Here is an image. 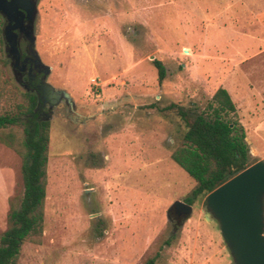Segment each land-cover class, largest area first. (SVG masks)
<instances>
[{"label":"rangeland","instance_id":"374dc122","mask_svg":"<svg viewBox=\"0 0 264 264\" xmlns=\"http://www.w3.org/2000/svg\"><path fill=\"white\" fill-rule=\"evenodd\" d=\"M5 24L0 14V114L26 119ZM35 36L47 80L73 104L47 119L42 232L16 264H235L206 195L187 218L169 215L196 185L171 159L187 124L169 105L192 119L227 88L251 160L264 159V0H38ZM9 127L20 144L23 122ZM23 188L22 157L0 140V236Z\"/></svg>","mask_w":264,"mask_h":264},{"label":"trees","instance_id":"16d2710c","mask_svg":"<svg viewBox=\"0 0 264 264\" xmlns=\"http://www.w3.org/2000/svg\"><path fill=\"white\" fill-rule=\"evenodd\" d=\"M154 64L162 81L167 74L166 66L158 59H154ZM27 94L26 119L0 114V140L20 153L24 186L19 204H11L8 227L0 236V264H16L24 241L42 232L44 220L50 122L35 113L38 96L32 92ZM169 107H177L187 124L183 144L171 152V159L196 181L185 197L186 202L193 204L199 196H205L232 174L255 162L251 160L246 128L238 118L236 103L227 88L219 87L207 107L192 119L181 106L172 103ZM21 122L25 136L17 144L15 131L9 126ZM174 237L166 239L165 244L170 245ZM157 255L145 264H155Z\"/></svg>","mask_w":264,"mask_h":264},{"label":"water","instance_id":"95a60500","mask_svg":"<svg viewBox=\"0 0 264 264\" xmlns=\"http://www.w3.org/2000/svg\"><path fill=\"white\" fill-rule=\"evenodd\" d=\"M0 14L6 18L3 36L11 57L19 61L21 56L19 30L29 39L36 65L50 72L51 67L34 48L38 0H0ZM42 86L45 93L52 91L50 97L71 98L69 92L55 88L45 79ZM203 204L207 215L219 222L235 264H264V159L232 174L206 194ZM172 207L184 218L193 211V205L182 200H175Z\"/></svg>","mask_w":264,"mask_h":264},{"label":"flooded vegetation","instance_id":"af4514ba","mask_svg":"<svg viewBox=\"0 0 264 264\" xmlns=\"http://www.w3.org/2000/svg\"><path fill=\"white\" fill-rule=\"evenodd\" d=\"M17 32H19L18 48L21 54L19 61H16L11 57L7 51L6 45V53L10 59L12 71L27 92L35 93L38 96L35 113L38 117L47 120L49 116L53 115L54 109L58 105L65 103L67 106H72L73 101L63 95L59 98L54 96L50 97L52 92L50 89L45 93L42 86V80L45 79L49 82L47 77L50 72L46 73L45 68L36 65L35 54L30 46L29 39L23 32H20L19 30H17ZM169 215L173 217L174 222L182 217L173 207L170 208Z\"/></svg>","mask_w":264,"mask_h":264},{"label":"crops","instance_id":"0c3cea01","mask_svg":"<svg viewBox=\"0 0 264 264\" xmlns=\"http://www.w3.org/2000/svg\"><path fill=\"white\" fill-rule=\"evenodd\" d=\"M246 138H248V134H247ZM261 158H264V156H261Z\"/></svg>","mask_w":264,"mask_h":264}]
</instances>
